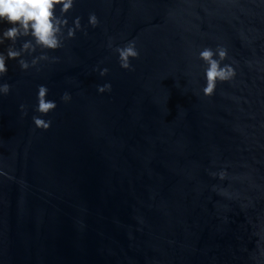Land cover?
Here are the masks:
<instances>
[{
  "label": "water",
  "instance_id": "obj_1",
  "mask_svg": "<svg viewBox=\"0 0 264 264\" xmlns=\"http://www.w3.org/2000/svg\"><path fill=\"white\" fill-rule=\"evenodd\" d=\"M66 18L74 38L0 76V264H264V0H76ZM219 46L236 76L208 96L199 52Z\"/></svg>",
  "mask_w": 264,
  "mask_h": 264
},
{
  "label": "clouds",
  "instance_id": "obj_2",
  "mask_svg": "<svg viewBox=\"0 0 264 264\" xmlns=\"http://www.w3.org/2000/svg\"><path fill=\"white\" fill-rule=\"evenodd\" d=\"M76 0H0V23L11 25L0 34V44L11 41L15 45L18 40L26 39L20 49L9 46L5 53H0V76L8 72L7 60L17 59L23 70L35 66L40 60H47V55H40L33 58L31 63L23 59L24 54L35 53L37 48L42 50H56L62 46L64 29H68L67 38H74L77 30L81 29V20L76 18L73 27H68L69 21L66 14L74 7ZM59 9L60 15H57ZM88 22L96 27L99 24L98 17L93 13L89 16ZM119 61L122 68L133 70L130 58H138L139 52L135 41H129L124 47H117ZM228 50L222 46L215 50L204 48L199 52V58L203 60L207 68L205 70L206 86L203 88L205 95L211 96L215 92L216 82L229 81L236 76V70L231 64H221L227 58ZM218 57V58H217ZM108 69L101 70L100 75H107ZM111 84H104L98 87V92L103 94L111 91ZM11 91L8 83L0 84V93L7 95ZM47 88L41 85L38 90V103L35 111L47 114L57 107L54 100L47 99ZM61 99L64 102L71 100V95L65 93ZM25 111V106H20ZM33 123L36 127L47 130L50 121H44L38 116H33Z\"/></svg>",
  "mask_w": 264,
  "mask_h": 264
}]
</instances>
